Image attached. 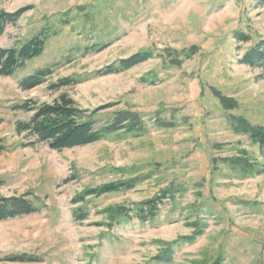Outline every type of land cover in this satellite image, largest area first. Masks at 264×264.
I'll list each match as a JSON object with an SVG mask.
<instances>
[{
	"label": "rangeland",
	"instance_id": "rangeland-1",
	"mask_svg": "<svg viewBox=\"0 0 264 264\" xmlns=\"http://www.w3.org/2000/svg\"><path fill=\"white\" fill-rule=\"evenodd\" d=\"M0 14L1 48L49 33L0 76V198L36 208L0 221V264H264V155L248 130L264 127V68L241 62L264 39V0H0ZM140 51L151 57L100 72ZM45 67L46 82L20 86ZM65 77L76 83L51 88ZM61 93L98 130L139 124L62 150L29 144L18 122L34 110L18 106ZM163 191L144 220L140 204Z\"/></svg>",
	"mask_w": 264,
	"mask_h": 264
},
{
	"label": "trees",
	"instance_id": "trees-1",
	"mask_svg": "<svg viewBox=\"0 0 264 264\" xmlns=\"http://www.w3.org/2000/svg\"><path fill=\"white\" fill-rule=\"evenodd\" d=\"M10 17L7 14H0V31L4 28V22L8 21ZM49 37L48 30H42L38 35L31 38L28 42L23 44L19 49L9 48L4 49L0 47V76L12 75L14 72L23 67L26 62L44 51L47 39ZM236 38L241 42H247L250 37L243 33L238 32ZM98 47L96 44L92 45L88 50H94ZM88 48V47H87ZM194 48V46L192 47ZM151 57L150 51H140L134 53L132 56L119 60V65H109L100 72L102 74L118 73L122 70L129 69L135 65L147 61ZM241 62L248 65H259L264 68V39L257 42L241 59ZM103 71V72H102ZM51 67L37 69L34 73L27 75L21 80L20 86L24 89H32L44 82L51 75ZM76 80L72 78H62L59 82L51 84V88L55 91L60 90L64 86L75 84ZM220 96V94H218ZM223 104L227 108L231 105L226 102L230 101L221 96ZM36 106V105H35ZM22 109L32 111L33 116L26 122H18V131L27 130L28 136L32 140L29 144L39 142L46 143L50 148L55 150H62L75 146H82L90 143L97 142L105 137V134L120 129L132 130L135 128L139 121L136 116L132 117L133 123L127 125H116L117 122L105 129H96L94 120L85 118L84 109L76 105L75 100L67 93H61L53 102L43 103L37 107H33L30 103H25L18 106ZM245 125H248L244 122ZM252 138L260 145L261 151L264 155V127L251 126L248 127ZM2 140L0 139V151L3 149ZM135 185V180L131 183H122L119 187L111 185L97 189H87L75 197L76 201H85L86 197L92 195H100L114 190V188H128ZM167 192L163 191L162 195L145 201L140 204V215L144 220L145 218L154 217L158 210L159 204L166 196ZM162 199V200H161ZM36 208L33 207L30 201L20 197L0 198V221L16 217L22 214H30L35 212ZM83 208L77 209L74 213L76 217L86 218V213ZM213 264H224L222 261H216Z\"/></svg>",
	"mask_w": 264,
	"mask_h": 264
}]
</instances>
